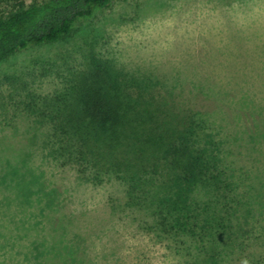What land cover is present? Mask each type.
Returning <instances> with one entry per match:
<instances>
[{
	"label": "rangeland",
	"instance_id": "374dc122",
	"mask_svg": "<svg viewBox=\"0 0 264 264\" xmlns=\"http://www.w3.org/2000/svg\"><path fill=\"white\" fill-rule=\"evenodd\" d=\"M40 1L0 0V16L20 2ZM89 55L118 72L124 87L175 89L196 110L204 131L195 146L212 151L240 194L224 248L230 242L232 251L244 249L234 264H246L250 243L264 236V197L253 174L264 179V158L246 143L235 149L230 131L219 128L214 99L235 81L264 95V0H111L78 20L68 37L2 61L0 264H182L173 248L143 229V214L126 207V183L63 165L47 116L39 113L69 90ZM36 103L41 108L30 110ZM210 138L219 142L214 150ZM257 249L253 264H264V243Z\"/></svg>",
	"mask_w": 264,
	"mask_h": 264
},
{
	"label": "trees",
	"instance_id": "16d2710c",
	"mask_svg": "<svg viewBox=\"0 0 264 264\" xmlns=\"http://www.w3.org/2000/svg\"><path fill=\"white\" fill-rule=\"evenodd\" d=\"M110 1L42 0L29 6L20 2L0 16V63L30 47L68 37L78 20L92 17L95 9L106 8ZM120 80L118 72L89 55L68 91L55 95L47 106L36 103L30 110L40 105L39 113L47 116L64 166L75 165L84 177L113 174L127 184L126 207L143 214L148 220L143 229L173 248L182 264L238 262L244 249L237 253L230 242L227 249L224 244L233 235L231 216L240 194L212 151L195 146L198 132L204 131L196 110L180 101L175 89L164 94L151 88L133 90ZM234 83L216 92L219 128L230 131L226 138H231L235 149L246 143L248 150L260 154V161L264 95L246 87L247 81ZM244 119L250 125L242 128ZM223 123L235 131L222 128ZM208 136L201 140L207 142ZM215 140L211 150L219 143ZM253 174L262 187L257 193L264 197V179L259 171ZM259 243H264L263 235L250 243L246 264L257 263Z\"/></svg>",
	"mask_w": 264,
	"mask_h": 264
}]
</instances>
